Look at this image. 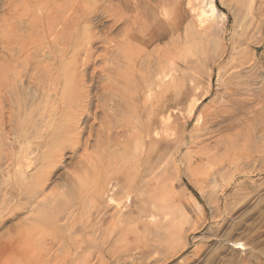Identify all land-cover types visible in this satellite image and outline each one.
Segmentation results:
<instances>
[{"label":"rangeland","instance_id":"1","mask_svg":"<svg viewBox=\"0 0 264 264\" xmlns=\"http://www.w3.org/2000/svg\"><path fill=\"white\" fill-rule=\"evenodd\" d=\"M61 16L0 60V264H264V0Z\"/></svg>","mask_w":264,"mask_h":264},{"label":"bare ground","instance_id":"2","mask_svg":"<svg viewBox=\"0 0 264 264\" xmlns=\"http://www.w3.org/2000/svg\"><path fill=\"white\" fill-rule=\"evenodd\" d=\"M64 4L65 0H9L2 10L3 19L0 25L2 50L0 60L7 61L12 59L15 56L14 53L19 57L26 56L27 58L31 56L33 50H36L35 46L39 45V48H41L42 45L46 44L44 42L47 38L58 35L59 28L57 27L62 17L61 13ZM215 13L216 5L212 1L209 12L205 10L201 12L200 24L205 23ZM163 71L165 72V69ZM166 78V73H163V77L160 79L161 82H164ZM163 84L165 88L158 92L159 96H167L172 90L169 85ZM163 84L160 86H163ZM194 108V104L189 107V115L193 114ZM168 130L169 132L164 133L168 137H172V129ZM30 164V162H27L26 167L29 168ZM109 203L119 206L112 198ZM26 230L22 229L24 232Z\"/></svg>","mask_w":264,"mask_h":264}]
</instances>
